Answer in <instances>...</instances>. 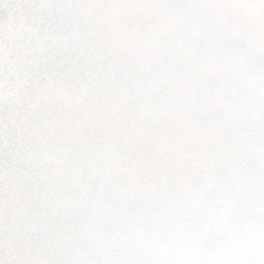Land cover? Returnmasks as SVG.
<instances>
[{
  "label": "snow or ice",
  "instance_id": "obj_1",
  "mask_svg": "<svg viewBox=\"0 0 264 264\" xmlns=\"http://www.w3.org/2000/svg\"><path fill=\"white\" fill-rule=\"evenodd\" d=\"M0 264H264V0H0Z\"/></svg>",
  "mask_w": 264,
  "mask_h": 264
}]
</instances>
